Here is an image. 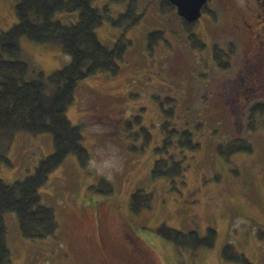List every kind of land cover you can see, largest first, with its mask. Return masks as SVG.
<instances>
[{"label": "rangeland", "instance_id": "obj_1", "mask_svg": "<svg viewBox=\"0 0 264 264\" xmlns=\"http://www.w3.org/2000/svg\"><path fill=\"white\" fill-rule=\"evenodd\" d=\"M118 1L96 0L94 7L108 12L96 29L101 43L123 50L120 74L100 72L81 81L67 111L71 124L81 127L89 159L82 166L69 155L39 191L42 204L56 213L54 236L25 239L16 213L5 214L10 264H242L232 258L235 253L264 264V113L252 126L249 118L251 108L264 104V59L258 68L249 60L255 46L250 50L247 38L234 32L231 17L255 0H208L203 11L209 8L216 18L202 12L189 23L205 44L202 51L192 48L177 9L162 13L159 0H138L141 18L134 25L133 19H119L129 0ZM16 5L0 0V34L18 23ZM55 19L71 25L79 14ZM155 32L163 37L152 51L148 38ZM21 45L23 60L46 77L71 62L59 46L27 38ZM230 63L228 70L217 66ZM242 71L255 80L248 96L241 93L249 84L248 77L241 80ZM166 122L170 129L189 130L200 149L183 150L170 136L173 145L161 157L156 149L166 137ZM232 141L253 151L222 157L218 148ZM54 152L49 133H17L9 141L0 136V156L7 159L0 161V179L24 180ZM168 156L182 162L185 172L152 180L155 161ZM102 181L106 187H100ZM110 187L112 193H106ZM137 190L153 196L139 215L129 206ZM163 225L201 237L214 229L217 241L212 249L197 251L174 246L158 234ZM227 246L233 249L228 257Z\"/></svg>", "mask_w": 264, "mask_h": 264}, {"label": "trees", "instance_id": "obj_2", "mask_svg": "<svg viewBox=\"0 0 264 264\" xmlns=\"http://www.w3.org/2000/svg\"><path fill=\"white\" fill-rule=\"evenodd\" d=\"M16 1L18 23L0 34V136L3 140L9 141L17 133L33 135L49 133L53 136L55 152L41 160L35 173L24 180L6 183L0 179V264L11 262V251L6 242L7 228L4 221L6 213H16L22 236L32 241L54 236L59 228L54 209L42 204L39 191L69 155H75L82 166L89 159L82 144L81 127L72 125L67 117L68 107L74 101L75 91L81 81L100 72L109 73L112 77L118 76L120 66L117 60L123 55L122 49L119 51L116 46L111 48L102 44L97 36L96 29L108 19V12L94 7L96 0ZM120 1L123 0L118 2ZM159 2L162 4V13L176 9L167 0ZM137 11L138 0H129L127 11L121 14L119 19L125 21L133 19L136 25L141 18ZM203 12L204 15L216 18V14L209 8L207 10L205 8ZM62 13H78L79 20L75 24H64L55 19ZM182 25L189 33L192 48L202 51L205 44H201L198 37L191 33L194 25L184 20ZM162 37L163 32L150 34L148 48L153 51ZM23 38L37 44L59 46L71 57V62L49 77L42 72L36 73L23 60L21 45ZM230 65L231 63L225 68L217 64L222 70H228ZM34 73L38 77L30 79V75ZM260 113H264V104H257L250 109V126L255 123L256 115H262ZM165 116L172 119L174 114L167 111ZM162 130L166 137L162 145L156 149L161 157L173 145L170 136L178 138L177 145L183 150L195 152L200 149V144L193 141L194 136L189 130L170 129L169 122L164 123ZM225 148L228 149L224 150ZM218 151L222 157L228 159L239 152L253 150L241 141H232L220 146ZM0 161L7 162V159L0 156ZM184 172L182 162L177 161L174 156H168L155 161L151 178L173 179L182 176ZM106 184L102 181L100 187H106L104 186ZM105 192L112 193V188H107ZM152 197V194L137 190L130 198L131 212L139 215L144 209H149ZM207 232L206 236L201 237L197 232L184 233L164 225L158 230V234L164 240L192 251L212 249L215 246L216 231L208 229ZM232 251V247L227 246L223 254L228 257ZM232 258L242 264H251L243 255L235 253Z\"/></svg>", "mask_w": 264, "mask_h": 264}, {"label": "flooded vegetation", "instance_id": "obj_3", "mask_svg": "<svg viewBox=\"0 0 264 264\" xmlns=\"http://www.w3.org/2000/svg\"><path fill=\"white\" fill-rule=\"evenodd\" d=\"M256 4L254 6L250 3H244L246 12L237 15H232V20L234 23L235 33L245 36L247 38V44L250 50H252L253 56L249 57V60L254 61L255 67L258 68L261 64H263L264 56L262 55V51L264 50V3L260 0H255ZM262 11L257 14L256 11ZM252 73V72H251ZM251 73H245L242 71L241 80L244 82L245 78H249V84H244L243 90L241 93L245 96L251 94L255 88L252 85V82H255Z\"/></svg>", "mask_w": 264, "mask_h": 264}, {"label": "water", "instance_id": "obj_4", "mask_svg": "<svg viewBox=\"0 0 264 264\" xmlns=\"http://www.w3.org/2000/svg\"><path fill=\"white\" fill-rule=\"evenodd\" d=\"M175 6L177 14L187 23L198 21L208 0H167Z\"/></svg>", "mask_w": 264, "mask_h": 264}]
</instances>
